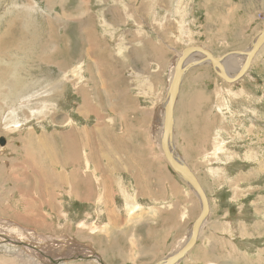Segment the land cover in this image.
Instances as JSON below:
<instances>
[{"label":"rangeland","instance_id":"374dc122","mask_svg":"<svg viewBox=\"0 0 264 264\" xmlns=\"http://www.w3.org/2000/svg\"><path fill=\"white\" fill-rule=\"evenodd\" d=\"M83 12L87 15L78 16ZM263 30L264 0H0V139L6 141L0 145V264H70V251L60 253L70 247L72 236L96 244L109 262L134 260L104 248L100 240L106 230L99 222L82 220L91 218L95 204L101 213L110 196L120 202V194L103 193L97 181L99 189L93 186V176L106 171L116 153L158 154L175 173L162 152V128L145 118L142 136L132 119L120 118L119 106L137 104L135 85L128 90L120 86V43H127V62L141 61L142 67L144 58L158 57L162 66L169 64L168 77L187 47L206 44L220 54L244 53ZM110 46L111 60L103 55ZM229 60L235 67L245 56L230 55ZM201 65L208 67L191 73L203 78L197 84L203 90V120L189 122L186 134H197L202 144L181 145V130L172 146L194 173L203 168L199 181L209 195L213 220L239 230L247 224L251 239L242 240V250L255 251L254 264H263L258 243L264 245V45L245 77L234 84L219 78L209 63ZM75 143L79 163L69 153ZM135 158L128 163H154ZM136 208H128V215ZM161 210L165 208L154 211L158 218ZM201 210L200 204L187 237ZM91 214L97 217L95 211ZM147 230L145 226V234ZM187 237L169 256L178 253ZM144 250L152 251L149 246ZM150 261L146 257L144 264L157 258Z\"/></svg>","mask_w":264,"mask_h":264},{"label":"crops","instance_id":"0c3cea01","mask_svg":"<svg viewBox=\"0 0 264 264\" xmlns=\"http://www.w3.org/2000/svg\"><path fill=\"white\" fill-rule=\"evenodd\" d=\"M226 6L229 5L226 4ZM86 15L87 14L84 12L78 14V16ZM100 16H104V13H101ZM229 24L232 25V20L229 21ZM237 29L235 30L237 31ZM239 33L240 32L237 31V34ZM126 45L127 43L121 42L118 48L119 52L114 50L118 56L121 68L120 86L128 90V88L131 89L132 86L135 85V92L132 97L136 99L137 104L135 107L128 105L119 106L117 109L120 118L125 121L132 119L130 121L134 122L130 124H135V128L142 136L148 127L147 122L150 119L153 120L151 122L155 123V126L162 128L161 132L163 133V122L165 121L164 106L169 91V83L172 79V74L166 77L169 64L162 66L158 57H155L154 61L144 58L142 67L139 66L141 61L135 63L131 61L127 62L128 54L126 53ZM156 46L159 47V44H156ZM203 46L219 56L228 54L227 51L220 54L216 51L218 48L213 45L203 44ZM97 48L100 49V47ZM104 48L105 51L103 50V55L105 56L107 54L109 60H111L110 49L112 50V47ZM106 60V62L104 61L105 66L108 62V58H106ZM176 60L177 58L172 64L173 68ZM200 67L203 68L208 66L196 65L188 68L185 72L174 107L173 139L177 132L179 133L181 130H184L180 136V141H178L184 146L188 144H202L197 134L191 136L186 134V129L190 127L189 122L192 120H203V90L197 88V84L203 83V78L197 75L198 72L191 73V71L201 69ZM109 69H112L110 65ZM185 81H187L189 87L183 88ZM83 108L87 109L86 106H83ZM138 156H143L145 159H153L154 163H149L147 166L128 163L133 157L136 159L135 157ZM159 156L160 155H154L153 153L147 156L136 153H127L123 156L120 153H116V155L112 156L115 157V159L112 158V163L107 164V170L98 171L93 176V186L95 185L94 189H99L100 186L103 193L120 194V202L117 203V200L114 201L112 196H110L109 202H102L101 213H97L96 211L98 208L97 204L92 206L94 204L92 202H81L83 204H91L90 206L92 207H90V209L91 211H95L97 216L95 218L90 211L89 216H91V218L86 217L82 220L88 221L90 224L99 222L100 229L104 228L106 230L105 234H101L102 241L100 240V242L102 246L104 248L111 247L112 250H119V252L135 258L132 260L127 257V261L121 258L126 264H144L146 257H151V261L157 258L154 264H158L169 257V254L176 250V247L182 243V239L188 236L191 227L189 223L199 211L201 201L198 199V196L190 189L191 192L185 189L186 186L180 182L179 177L175 173L172 174ZM97 157H99V155L95 153V159L99 160ZM200 159L201 155L198 160ZM114 160L117 162L122 161L123 163L116 164L113 162ZM124 161H126V163H124ZM186 164L191 167L188 162H186ZM192 170L194 171L193 168ZM195 173L198 179L203 182V168L200 172L195 171ZM96 181L99 183V186ZM202 186L205 189V186ZM123 194H125V196ZM206 194L207 197H209L207 192ZM129 198H132L137 208L128 215L127 210L132 206V203L128 200ZM118 207H120L121 211L119 213L113 212V209ZM161 208H165V210H161L160 218H158L159 214L154 211ZM213 212L214 210L212 207L195 246L191 248L190 252L186 254L179 263L254 264L258 262L253 261L255 258H258V256H253L255 251L242 250V240L251 239L247 236L249 229L247 224H245V227L239 226V230L236 228L237 225L230 226L229 223L220 220L215 222L213 220ZM82 220L79 218L78 223L80 224ZM112 221L114 222L113 225ZM78 223H75L76 227ZM145 226L148 228L146 231L147 234H145ZM225 229H229V231ZM117 230L122 232V235L116 236L115 231ZM118 237H124L125 240L121 241ZM236 237H239L240 240L235 239ZM257 239H259V237ZM91 243L93 242H83L77 237L72 236V244L70 247H67L66 250L63 248L60 255L64 256V254H69L68 252L70 251L72 258H74L70 264L90 261L94 264H102L99 261L103 262V264H122L119 257L115 259V262H109L106 259L107 257L98 250L99 248L97 245L94 243L92 245ZM258 244L264 249L262 242ZM145 246H149L152 251L146 252L144 250ZM232 257H235V260L232 259ZM151 261L148 263H151Z\"/></svg>","mask_w":264,"mask_h":264},{"label":"water","instance_id":"95a60500","mask_svg":"<svg viewBox=\"0 0 264 264\" xmlns=\"http://www.w3.org/2000/svg\"><path fill=\"white\" fill-rule=\"evenodd\" d=\"M263 45H264V30L257 37V39L255 40L251 49L248 52H244V53L235 52V53H229L228 55L223 57H217L213 55L209 50L201 46H195L184 49V51L180 54V56L177 58L175 62L174 72L169 86V91L166 98V104L164 106L165 121L163 125L161 148L163 150L166 160L172 167V170L179 177H182L193 190H195V192L200 196L202 201L201 214L193 224L189 242L188 244H186L183 250H186L187 248L191 249L193 245L196 243L197 234L201 228V225L204 223V221L206 220L209 214V205L205 191H203V189L201 188V185L199 184V181L196 178V176L193 174V171H191V169L186 164L184 165L181 162L179 156L174 151L175 149L172 147V140H171L172 132H173V111L177 101L179 88L181 86L183 75L189 68L188 67L189 59L191 57L199 55V58H203V59L199 60V58H195L194 59L195 63H191L190 66L193 64L196 65L202 64L201 62L209 63L214 69H217L216 71L217 73H219V76H221L226 82L233 84L239 82L243 77H245V75L248 73L251 67L253 59L255 58L256 54L260 51ZM241 54L245 56V61L242 65L240 72L232 76L226 71L225 61L227 57L230 55H241ZM5 142L6 141L4 138L0 139V145H4ZM182 254L183 253L181 252L158 264H176L177 262L175 261Z\"/></svg>","mask_w":264,"mask_h":264},{"label":"bare ground","instance_id":"6f19581e","mask_svg":"<svg viewBox=\"0 0 264 264\" xmlns=\"http://www.w3.org/2000/svg\"><path fill=\"white\" fill-rule=\"evenodd\" d=\"M252 43H254V42H252ZM191 47H195V46H191ZM202 47V46H201ZM187 48H190V47H187ZM204 48V47H203ZM186 49V48H185ZM206 49V48H205ZM208 50V49H207ZM250 49H248V51H249ZM184 51V50H183ZM182 51V52H183ZM247 51V52H248ZM181 52V53H182ZM211 52V51H210ZM180 53V54H181ZM212 53V52H211ZM259 53V52H258ZM257 53V54H258ZM213 54V53H212ZM214 55V54H213ZM256 57V56H255ZM195 58H199V55H196V56H194V57H191L190 59H189V63H188V67L190 68V67H193V66H196V64H193V65H191L190 66V64L191 63H195L194 62V59ZM203 58H199V60H202ZM202 64H203V62H201ZM204 63H206V62H204ZM243 63H244V61H243ZM243 63H241V65L239 64V65H237V66H235L234 67V65H233V63L229 60V61H225V66H226V71L229 73V74H231L232 76L233 75H236L237 73H239L240 72V70H241V68H242V65H243ZM199 65H201V64H199ZM252 65V64H251ZM174 66V65H173ZM213 68V67H212ZM214 69V68H213ZM217 69H214V71H215V73L217 74V76L219 77V78H221L222 80H224L221 76H219V73H217V71H216ZM232 71H235V72H233L232 73ZM185 75V74H184ZM184 75H183V77H184ZM172 78V77H171ZM182 80H183V78H182ZM225 81V80H224ZM226 82V81H225ZM171 83V82H170ZM169 83V84H170ZM228 83V82H227ZM234 84V83H233ZM164 118H165V110H164ZM164 123V122H163ZM173 123H174V111H173ZM175 125V124H174ZM162 133V132H161ZM163 134V133H162ZM161 135V134H160ZM173 139V132H172V137H171V140ZM44 143V142H43ZM47 145V144H46ZM25 147H26V144H25ZM46 147V146H45ZM173 147V146H172ZM174 148V147H173ZM64 149H65V147H64ZM74 149H76V150H74ZM68 151H69V148H68ZM175 152H176V150H174ZM162 152H163V150H162ZM71 155H74V156H77V159H73L74 161H78V163H79V157H78V153H77V145H76V143L75 144H73L72 146H70V152H69ZM178 154V153H177ZM163 155H164V153H163ZM165 157V156H164ZM166 159V158H165ZM181 160V159H180ZM181 162L185 165V163H184V161L183 160H181ZM75 167V166H74ZM190 168V167H189ZM77 171H78V169L76 170V171H73V174H75V173H77ZM192 171V170H191ZM193 174L195 175V173L193 172ZM196 176V175H195ZM179 177V176H178ZM184 183H186L187 185H188V183L182 178V177H179ZM196 178L198 179V177L196 176ZM198 181H199V179H198ZM74 183H76V181L75 180H72V184H74ZM78 183L80 184V187L82 186V184L78 181ZM199 184L201 185V188L203 189V191H205V189L203 188V186H202V184L200 183V181H199ZM85 185H87V184H85ZM189 186V185H188ZM83 187V186H82ZM78 188H79V185H78ZM189 188L198 196V199H200V201H201V198H200V196L195 192V190H193L190 186H189ZM85 191H87V188L85 189ZM205 194H206V192H205ZM76 195V194H75ZM207 195V194H206ZM207 200H208V205H209V214H210V212H211V206H210V201H209V197H207ZM130 203H132V206H131V208L133 207V208H135V207H137V205H136V203H134L133 201H130ZM201 205H202V201H201V203H200ZM209 214H208V216H209ZM207 216V217H208ZM199 218V217H198ZM207 219V218H206ZM206 221V220H205ZM205 221H204V223H205ZM204 223L201 225V228H200V230H199V232H198V234H197V240H198V238H199V234L201 233V230H202V228H203V225H204ZM9 239V238H8ZM189 239H190V236L189 237H187L185 240H186V242H185V246H186V244H188V242H189ZM10 240V239H9ZM16 240V239H15ZM197 240H196V242H197ZM11 241V240H10ZM20 242V241H19ZM22 242V241H21ZM10 244V243H9ZM196 244V243H195ZM195 244L193 245V246H195ZM183 245V247L180 249V250H178V253L177 254H179V253H183L175 262H177L176 264H178L180 261H181V259L182 258H184L185 256H186V254H188L189 252H190V250L191 249H189V248H187L186 250H183L184 249V246ZM27 247V246H26ZM193 248V247H192ZM87 249V248H86ZM176 253L175 254H171L169 257H167L166 259H164V260H167L168 258H171V257H173V256H175V255H177ZM96 257V256H95ZM103 260V259H102ZM164 260H162L161 262H163ZM160 262V263H161ZM0 263H4V260H2V259H0Z\"/></svg>","mask_w":264,"mask_h":264}]
</instances>
